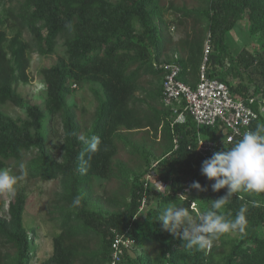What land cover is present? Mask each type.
<instances>
[{"label": "trees", "instance_id": "1", "mask_svg": "<svg viewBox=\"0 0 264 264\" xmlns=\"http://www.w3.org/2000/svg\"><path fill=\"white\" fill-rule=\"evenodd\" d=\"M239 19L248 21L250 35L259 34L257 51L229 52L226 34ZM172 24L181 31L177 38ZM207 40L208 76L242 96L264 94V0H0V106L25 113L13 117L0 109V169L58 182L47 207L58 232L51 254L39 264H109L116 233L131 239L117 264H264V192L241 191L231 198L221 211L235 219L246 206L245 231L225 233L211 248H189L157 221L165 207L176 204L189 210L191 230L226 192L212 191L214 181L202 175L201 163L211 155L197 150V135L216 141L214 152L237 140L225 142L218 126H197L189 114L173 122L162 97L160 64L176 54L178 78L195 86ZM59 46L56 62L40 70L47 95L42 108L21 96L17 84L29 80L32 53L56 54ZM242 73L250 82L240 79ZM69 81L90 84L95 108L85 128L77 104L68 101ZM257 125L264 119L253 123V131ZM80 135L99 137V150L85 152ZM150 141L159 156L141 164L136 144ZM152 168L168 190L145 185ZM97 180L114 185L97 193ZM193 181L207 190L190 188ZM27 201L20 185L7 201L0 192V264L32 261L35 230L23 224Z\"/></svg>", "mask_w": 264, "mask_h": 264}, {"label": "clouds", "instance_id": "2", "mask_svg": "<svg viewBox=\"0 0 264 264\" xmlns=\"http://www.w3.org/2000/svg\"><path fill=\"white\" fill-rule=\"evenodd\" d=\"M78 140L85 146V152L94 153L99 150V137L80 135ZM19 168L23 171L25 165L20 163ZM200 171L207 180L214 181L211 184L212 191L226 189L224 195L212 200L209 210L199 215L201 223L189 230L186 222L191 220L190 212L176 204L165 207L157 221L162 222L163 230L186 241L189 248L196 246L204 249L211 248L213 241L225 233H244L247 223L246 206L240 207L235 219H228L221 211L234 195L241 191L264 192V125H257L254 131H246L226 151L214 152L202 161ZM16 183V176L6 169H0V192L14 191ZM189 187L200 192L207 190L199 181H193ZM75 203H79L78 198Z\"/></svg>", "mask_w": 264, "mask_h": 264}, {"label": "rangeland", "instance_id": "3", "mask_svg": "<svg viewBox=\"0 0 264 264\" xmlns=\"http://www.w3.org/2000/svg\"><path fill=\"white\" fill-rule=\"evenodd\" d=\"M188 2L192 4L194 0H188ZM166 17L168 19L174 18L172 13H167ZM170 33L177 38L181 34V31L173 27L172 24ZM226 39L231 54H237L242 49L255 52L260 48L259 34H249L248 21L246 19H239L235 26L226 34ZM62 52L63 48L59 46L56 54L47 56H40L37 53L31 54L30 67L28 68L29 80L17 84L18 93L30 103L38 104L44 108L43 104L47 95L46 86L40 74V70L45 66L55 63L57 56L61 55ZM241 77L240 79L243 82H250L246 73H242ZM235 81H237V79H235ZM89 85L88 82H77L76 86H73V82H68V86L72 88L68 96V101L77 104L78 117L83 128L90 124L95 108V100L89 90ZM0 109H3L13 117H25V113L22 109L11 104L0 106ZM144 134V138H146L147 133ZM151 144H153L152 141L139 142L136 144L139 148V151L136 153V158L141 164H145L148 161L153 162L155 158L159 156L156 153L157 151L152 148ZM120 158L129 162L131 157L125 151H121ZM6 170L17 177L16 184L23 187L28 198L27 206L23 213V224L28 231L32 232L33 229L35 230V234L31 235L33 258L30 264H39L51 254L52 237L58 232L56 223L52 221L47 214L48 203L52 198L53 192L58 188V182L57 180L27 178L26 176L17 174L15 170ZM113 185V183H107L105 180H97L93 188L97 193H101L104 188L110 189ZM12 194L13 191L2 192V196L6 201L11 198ZM191 206L196 207V205ZM145 208L144 206L142 210H145ZM140 214L142 215V212H140Z\"/></svg>", "mask_w": 264, "mask_h": 264}, {"label": "built area", "instance_id": "4", "mask_svg": "<svg viewBox=\"0 0 264 264\" xmlns=\"http://www.w3.org/2000/svg\"><path fill=\"white\" fill-rule=\"evenodd\" d=\"M209 50L207 40L198 72V81L193 87L178 78L181 66L176 54L170 61L160 64L164 68L163 102L169 107L173 122L182 123L186 114H189L197 126H218L221 129V139L231 143L240 140L246 131L253 130V123L264 119V94L260 92L242 96L232 91L224 81L208 76L205 62ZM201 141L203 142L200 144ZM216 145V141L198 133L196 147L203 156L212 155ZM158 183L164 188H161ZM145 185L157 192H164L169 188L168 183L154 168L146 173ZM189 191V188L185 189V193ZM192 205L195 204L192 203ZM144 206L145 200H142L140 210ZM130 244L131 239L126 234L116 233L111 243L112 253L109 264H117L123 249Z\"/></svg>", "mask_w": 264, "mask_h": 264}]
</instances>
